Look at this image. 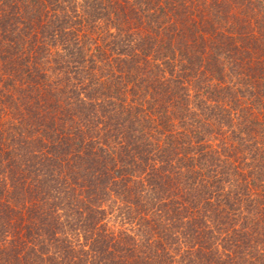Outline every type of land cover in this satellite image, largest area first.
I'll return each mask as SVG.
<instances>
[{
  "label": "trees",
  "instance_id": "trees-1",
  "mask_svg": "<svg viewBox=\"0 0 264 264\" xmlns=\"http://www.w3.org/2000/svg\"><path fill=\"white\" fill-rule=\"evenodd\" d=\"M0 264H264V0H0Z\"/></svg>",
  "mask_w": 264,
  "mask_h": 264
}]
</instances>
